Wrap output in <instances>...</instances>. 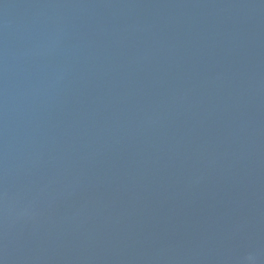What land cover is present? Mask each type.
<instances>
[{"label": "water", "instance_id": "water-1", "mask_svg": "<svg viewBox=\"0 0 264 264\" xmlns=\"http://www.w3.org/2000/svg\"><path fill=\"white\" fill-rule=\"evenodd\" d=\"M0 264H264V0H0Z\"/></svg>", "mask_w": 264, "mask_h": 264}]
</instances>
